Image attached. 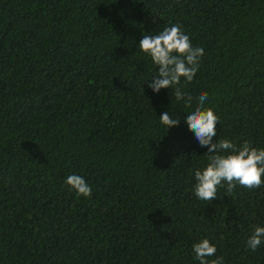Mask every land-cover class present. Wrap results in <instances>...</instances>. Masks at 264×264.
Instances as JSON below:
<instances>
[{
    "label": "trees",
    "instance_id": "16d2710c",
    "mask_svg": "<svg viewBox=\"0 0 264 264\" xmlns=\"http://www.w3.org/2000/svg\"><path fill=\"white\" fill-rule=\"evenodd\" d=\"M173 24L204 49L180 85L191 107L148 87L158 68L138 49ZM203 92L213 142L264 149V0H0V264H200L205 238L209 261L264 264L246 244L264 185L194 194L208 148L184 118Z\"/></svg>",
    "mask_w": 264,
    "mask_h": 264
},
{
    "label": "clouds",
    "instance_id": "9594fccd",
    "mask_svg": "<svg viewBox=\"0 0 264 264\" xmlns=\"http://www.w3.org/2000/svg\"><path fill=\"white\" fill-rule=\"evenodd\" d=\"M138 49L150 57L158 68L157 75L151 79L148 87L157 94L161 89H171L178 102L186 101L187 106L191 107L193 97L186 94L180 85L182 78L185 82L194 79L204 49L193 47L190 36L185 34L179 24L165 27L157 35H144ZM195 100L197 105L187 113L184 123L194 132L200 146L208 148L209 161L202 170L195 171L196 198L211 203L217 198L220 188H225V195L230 197L237 185L248 189L264 185V149H257L248 142L237 146L229 139L213 142V138L217 136L219 117L213 109L204 107L208 100L206 92L201 93ZM159 119L168 131L181 123V119L172 118L169 111L161 114ZM65 183L78 197L91 198L93 194L91 186L80 175L67 176ZM246 244L251 251L264 244V227L256 226ZM216 252V246L207 238L193 245L194 258L200 264H222L223 257L209 261L208 258L214 256Z\"/></svg>",
    "mask_w": 264,
    "mask_h": 264
}]
</instances>
